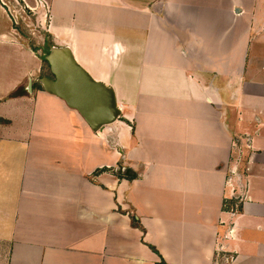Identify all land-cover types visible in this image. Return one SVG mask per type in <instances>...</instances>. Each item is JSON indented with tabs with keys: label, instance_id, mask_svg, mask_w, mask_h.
Instances as JSON below:
<instances>
[{
	"label": "crops",
	"instance_id": "0c3cea01",
	"mask_svg": "<svg viewBox=\"0 0 264 264\" xmlns=\"http://www.w3.org/2000/svg\"><path fill=\"white\" fill-rule=\"evenodd\" d=\"M12 1L0 264H264V0H20L114 91L99 131L40 86Z\"/></svg>",
	"mask_w": 264,
	"mask_h": 264
},
{
	"label": "water",
	"instance_id": "95a60500",
	"mask_svg": "<svg viewBox=\"0 0 264 264\" xmlns=\"http://www.w3.org/2000/svg\"><path fill=\"white\" fill-rule=\"evenodd\" d=\"M46 59L55 77H42L39 82L46 91L77 109L94 131L114 123L121 116L114 91L93 80L68 49L53 47Z\"/></svg>",
	"mask_w": 264,
	"mask_h": 264
},
{
	"label": "rangeland",
	"instance_id": "374dc122",
	"mask_svg": "<svg viewBox=\"0 0 264 264\" xmlns=\"http://www.w3.org/2000/svg\"><path fill=\"white\" fill-rule=\"evenodd\" d=\"M9 6L11 8V12L16 18L19 39L30 46V48L33 49L37 55L41 56V73L43 75L46 74L49 71V63L43 58L48 55L51 51V48L54 47L53 43L50 41L51 37L42 26H39L36 21V17L25 10V7L22 5L20 0H13L11 3H9ZM39 77L40 75L36 76V79ZM23 88L24 86L16 91L15 94L17 93L20 95L23 92ZM121 163L124 165V168L127 169L129 167L128 161L123 160ZM233 207H235V205H233Z\"/></svg>",
	"mask_w": 264,
	"mask_h": 264
},
{
	"label": "flooded vegetation",
	"instance_id": "af4514ba",
	"mask_svg": "<svg viewBox=\"0 0 264 264\" xmlns=\"http://www.w3.org/2000/svg\"><path fill=\"white\" fill-rule=\"evenodd\" d=\"M43 75V74H42ZM43 76H47V77H50V78H54L55 76L53 75L52 71H51V68H50V65H49V71L44 74Z\"/></svg>",
	"mask_w": 264,
	"mask_h": 264
},
{
	"label": "trees",
	"instance_id": "16d2710c",
	"mask_svg": "<svg viewBox=\"0 0 264 264\" xmlns=\"http://www.w3.org/2000/svg\"><path fill=\"white\" fill-rule=\"evenodd\" d=\"M47 56V55H46ZM46 56L43 58L45 61H47V59H46ZM48 62V61H47ZM132 223H133V225L134 226H136L137 225V223H136V220L133 218V221H132Z\"/></svg>",
	"mask_w": 264,
	"mask_h": 264
},
{
	"label": "built area",
	"instance_id": "2783aa9c",
	"mask_svg": "<svg viewBox=\"0 0 264 264\" xmlns=\"http://www.w3.org/2000/svg\"><path fill=\"white\" fill-rule=\"evenodd\" d=\"M226 259H227V260H228V259H232V257H227Z\"/></svg>",
	"mask_w": 264,
	"mask_h": 264
}]
</instances>
